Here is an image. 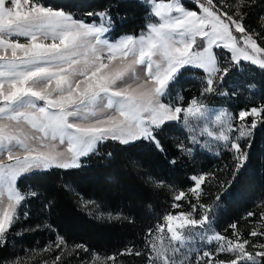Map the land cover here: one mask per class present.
<instances>
[{
	"label": "snow or ice",
	"instance_id": "1",
	"mask_svg": "<svg viewBox=\"0 0 264 264\" xmlns=\"http://www.w3.org/2000/svg\"><path fill=\"white\" fill-rule=\"evenodd\" d=\"M194 4L197 10L187 9L181 0L156 4L153 15L158 22L148 24L139 36L125 35L111 41L107 34L113 30L114 21L108 9L84 13L98 19L86 22L76 19L71 11L46 5L43 0H0V201L5 192L8 200L0 210V248L7 245L6 233L20 219L19 206L38 195L35 191L22 192L17 187L18 179L54 168H78L82 157L98 153L99 146L107 141L127 147L143 140L163 151L159 134L165 124L176 121L187 126L192 144L200 143L198 136H207L222 142L232 152L233 179L249 161L254 130L258 123L264 127V105L236 113L235 119L239 121L252 118L239 126H234L233 114L220 111L213 120L222 125L220 130L205 126L196 135L192 134L196 130L189 116H204L208 110L196 99L184 106L165 102L170 86L174 89L183 75L182 69L203 71L202 95L216 93L233 65H239L241 60L264 70V56L260 55L264 46L254 38L259 34L244 24L246 12L241 9L249 5V0H237L231 13L222 10L223 5L214 0H194ZM233 32L241 35L237 37ZM197 37L201 39L200 45ZM241 41L243 47L238 46ZM213 47L227 50L230 55L221 56ZM247 87L254 88L255 84ZM219 94L228 95L222 90ZM23 125L40 135H26ZM233 131L238 135H229ZM49 141L66 145L70 156L61 159L62 152ZM177 147L187 155L193 151L183 144ZM5 156L8 163L2 159ZM206 175L191 177L194 186L189 191L197 199ZM147 179L156 187L163 184L151 176ZM185 195L181 190L174 200L180 201ZM219 198L217 195L216 199ZM196 207L193 205L190 212L165 215L163 223L157 225L156 235L149 230L145 240L147 264H201L202 260L212 264L216 252L233 254L231 260L218 264H264V243L233 241L211 232V206L200 205L205 211L199 218L194 216ZM118 218L109 215V219ZM261 220L264 221V215ZM165 227L170 233L167 245L158 235ZM230 227L235 229L236 224ZM185 228L187 232L179 231ZM249 235L264 237V230L254 229ZM197 239L203 244L222 243H218L215 252L199 250L193 247ZM65 243L62 237L55 241L57 248ZM250 243L255 251L246 249ZM194 252L193 261L190 257ZM125 254L143 253L126 248L120 255ZM59 259L58 254L53 264ZM115 260V255L101 258L96 254L93 264ZM0 264L26 261L13 256Z\"/></svg>",
	"mask_w": 264,
	"mask_h": 264
},
{
	"label": "trees",
	"instance_id": "2",
	"mask_svg": "<svg viewBox=\"0 0 264 264\" xmlns=\"http://www.w3.org/2000/svg\"><path fill=\"white\" fill-rule=\"evenodd\" d=\"M43 2L54 9L71 11L76 19L86 22H98V19L84 13L110 10L114 21L113 30L108 33L110 40L123 34H139L150 20L148 6L139 0ZM183 3L189 8L195 7L191 1L183 0ZM241 10L246 12L245 26L258 33V38L264 37V0H249V5ZM215 52L229 56L222 49H215ZM181 71L183 75L174 89L170 86V95L165 102L184 106L196 99L199 104L225 108L234 117L242 109L264 105V70L250 62L241 61L239 65H233L220 89L203 95V71L195 68ZM250 83L255 87L249 89ZM220 90L228 95L219 94ZM178 97L182 99L178 100ZM251 119L249 117L246 121ZM189 136L180 122L173 121L165 124L159 134L163 151L143 140L127 147L107 141L99 146L98 153L82 157L78 168H54L43 174H24L18 179L17 187L24 193L35 191L38 195L22 202L18 211L20 219L6 233L7 245L0 248V262L26 248L41 247L62 237L66 243L61 247H73L81 255H115V262L107 261V264H146L145 240L149 238V230L155 235L157 225L163 223L165 215L192 211L193 205L197 206L195 218L205 211L200 205L211 206L208 215L216 233L239 239V235H233L235 232L241 235L242 240L264 243V237L249 235L254 229L258 232L264 230V221L261 220L264 215V127L257 124L249 161L234 179L231 176L232 152L223 145L214 152L195 149ZM180 144L191 147V155L179 150L177 146ZM173 160L175 163L171 162ZM198 172L208 174L201 185L199 199L190 194L175 201L174 196L179 191L187 193L193 184L191 177ZM149 176L155 181H163V184L154 186L147 179ZM176 203L180 206L173 207ZM250 212L255 215L249 216ZM109 215H118L119 218L109 219ZM233 223L236 224L235 229L230 227ZM251 243L245 246L246 249H251ZM126 248L143 254L120 255ZM215 250L210 249L212 252ZM232 258V253L216 252L212 264ZM190 259L195 260L193 257ZM56 264L66 262L56 261ZM201 264H204L203 260Z\"/></svg>",
	"mask_w": 264,
	"mask_h": 264
},
{
	"label": "rangeland",
	"instance_id": "3",
	"mask_svg": "<svg viewBox=\"0 0 264 264\" xmlns=\"http://www.w3.org/2000/svg\"><path fill=\"white\" fill-rule=\"evenodd\" d=\"M139 1H141L145 5H147L148 8H149V11H150V20L147 22L146 26L148 24H150V23L158 22V18L153 15L154 7H155L156 4H161V3L169 4V3L173 2V0H139ZM186 1H191V2L194 3V0H186ZM181 2L183 4V6L186 7L187 9H189V10H197L196 5H195V7L189 8L186 4L183 3V0H181ZM217 2L220 5H223V9L222 10L228 11L229 13H231L232 11L235 10V5L237 3V0H214V3H217ZM173 14L175 15V13H173ZM198 14H199V12H198ZM246 27L248 29L252 30L251 27H249V26H246ZM144 31H146V27L144 29H142L139 34L134 35V36H139ZM252 31L255 32L254 30H252ZM233 34L236 35L237 37H239L241 35L240 33H235V32H233ZM125 35H132V34H123V35H120L119 37H117V38H115V39H113L111 41L118 40V39H120L121 37H123ZM257 36H255L254 38L257 40L258 43L261 44V46H264V41H262V40L260 41L259 40L263 36H261L260 38H258ZM200 44H201V39L199 37H197V45H200ZM238 46L239 47H243L242 41L240 43H238ZM215 49H220V48L213 47V51L214 52H215ZM225 51H227V50H225ZM249 51H250V49H249ZM229 55H230V53H229ZM260 55L264 56V53H261ZM241 61H244V60H241ZM245 62H248V61H245ZM202 105L208 110L207 113L204 116H201L198 113L189 116V122L192 125V127L196 130L195 133H192V134L198 135V133L205 126H207L209 129H211L213 131L220 130L222 125L213 123L215 115H217L220 111H226L228 113H230V112L227 111L225 108H222V107L208 106V105H204V104H202ZM247 122L248 121H239V120L235 119V117L233 119L234 126H239V125L247 123ZM180 124L184 128L187 129V126L184 125L182 122H180ZM23 128H24L25 134L28 135V136H39L40 135V133L35 132L34 130H32L27 125H23ZM189 135H190V133H189ZM229 135L236 136V135H238V132L233 131V132L229 133ZM198 138L200 140V143L193 144L195 149L209 150V151L214 152L217 148H219L220 145H223L222 142H216V141L212 140L211 138H209L207 136H198ZM36 143H38V142H36ZM48 143L55 144L56 147H57V150L62 152L61 159H65V158H68L70 156V153H68L66 151V145H61V144H59L58 141H49ZM2 159L4 160L5 163H8L6 156L3 157ZM202 174H204V173L198 172V173H196V176H199V175H202ZM193 186H194V182H193L192 186L189 189H191ZM189 189L187 190L186 196H188L190 194L193 195L189 191ZM199 193H200V190H198V194ZM7 204H8L7 193L5 192L3 194L2 201H0V210H3V208H5L7 206ZM20 207H21V205L19 206L18 211H19ZM180 213H186V212L177 211L175 213H170V214H180ZM25 215H26V213L24 212L23 216H25ZM179 231L187 232L188 229L185 228V229H181ZM211 232H215L213 230V228H211ZM156 234L157 233L155 232V235ZM158 235L162 238L163 243L165 245H167L169 243L170 233L167 232V228L166 227L164 229V232L159 233ZM238 235L240 236L239 239H234V238H231V239L233 241L239 240L240 242H242L243 240H242L241 235L240 234H238ZM56 240H57V238L54 241H50L46 245L41 246V247H35V248H32V249L26 248L25 250H23V252H21L19 254H15L14 256L15 257H23L25 259V261H26V264H53V261H54L55 257L58 254L60 255V259L58 261H65L66 264H93V259H94V256L96 254H92L90 256H88L87 254L81 255V252L78 251L77 249L73 248V247H71V248H63V247L60 246V248H57L56 245H55V241ZM172 243L175 244L176 242L173 241ZM218 243H222V242L213 241L211 244H203L197 239V240H195L193 242V247L196 248V249H199V250L207 249V250L210 251V249H212V248L216 249ZM45 249H48V250H45ZM100 257L104 258L102 256H100ZM191 257L196 259L195 252L192 254ZM146 264H147V262H146Z\"/></svg>",
	"mask_w": 264,
	"mask_h": 264
}]
</instances>
